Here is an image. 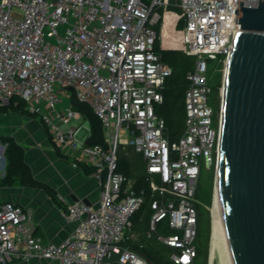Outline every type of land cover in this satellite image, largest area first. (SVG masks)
<instances>
[{
    "label": "built area",
    "instance_id": "built-area-1",
    "mask_svg": "<svg viewBox=\"0 0 264 264\" xmlns=\"http://www.w3.org/2000/svg\"><path fill=\"white\" fill-rule=\"evenodd\" d=\"M167 2L0 0V107L16 97L24 100L60 149L80 152L101 188L97 205L75 201L67 206L63 215L75 227L58 243L36 233L29 207L0 203V264L32 258L59 264H154L130 245L137 233L132 216L146 196L116 171L120 149L129 146L143 155L152 193L146 236L172 248L174 264H195L201 164L218 163L222 132V110L217 115L211 104L209 60L227 63L240 31L238 2L257 6L258 0H177L195 68L187 75L185 126L176 140L156 113L173 73L156 49L158 8ZM69 87L101 119L108 149L88 143L90 126L82 138L84 127L70 126L84 114L72 103ZM161 223L168 232H160ZM138 242L143 247L141 238Z\"/></svg>",
    "mask_w": 264,
    "mask_h": 264
},
{
    "label": "water",
    "instance_id": "water-1",
    "mask_svg": "<svg viewBox=\"0 0 264 264\" xmlns=\"http://www.w3.org/2000/svg\"><path fill=\"white\" fill-rule=\"evenodd\" d=\"M236 14L240 31L226 63L222 89L216 181L220 229L227 264H264V0H258L257 6L238 2ZM69 90L72 103L90 123L88 143L108 149L101 119L77 97L74 87ZM6 162L3 155L1 170Z\"/></svg>",
    "mask_w": 264,
    "mask_h": 264
},
{
    "label": "crops",
    "instance_id": "crops-1",
    "mask_svg": "<svg viewBox=\"0 0 264 264\" xmlns=\"http://www.w3.org/2000/svg\"><path fill=\"white\" fill-rule=\"evenodd\" d=\"M83 127L78 135L80 138L87 133V127ZM6 138L15 140L23 147L24 160L31 168L34 178L50 186L56 198L44 186L17 183L0 186V203L13 201L29 207L36 233L45 241L60 242L75 227V223L68 221L63 215L67 206L75 201L95 206L100 201L101 188L93 170L89 169L91 166L81 160L79 151L60 149L41 118L30 112L0 110V146H4L0 154L4 156ZM5 170L6 167L1 170V177L6 175ZM10 264L59 263L32 258L28 261L13 260Z\"/></svg>",
    "mask_w": 264,
    "mask_h": 264
},
{
    "label": "trees",
    "instance_id": "trees-1",
    "mask_svg": "<svg viewBox=\"0 0 264 264\" xmlns=\"http://www.w3.org/2000/svg\"><path fill=\"white\" fill-rule=\"evenodd\" d=\"M158 10L161 18L157 25H155V28L160 38H158L156 49L161 52L164 61L171 65L173 73L167 80L164 89V102L158 106L157 112L166 121V133L169 138L171 140H176L183 133L185 126V93L188 88L187 75L195 68V60L193 61V56L187 54L186 44L183 39L185 24L184 12L177 3V0H168V2L161 5ZM222 63V58L209 60V80L214 95L212 98V105L217 115H219L221 111V105L219 100L217 102L215 93L219 91L221 81L219 74L217 75L216 67ZM210 65L214 67L211 71ZM8 109L29 112L26 108V102L18 97L14 98L9 105L0 107V110ZM5 142L7 144L5 149V156L7 159L6 175L4 177L0 175V186L14 185L17 183L41 185L56 198L55 192L50 186L34 178L31 168L24 160L23 147L11 138H6ZM89 169L93 170L92 167ZM116 171L131 178L133 180V187L137 192L145 193L146 202L142 208L132 216L135 230L142 231L143 228L148 227L149 219L146 221L144 215L145 213H149L150 215L149 202L152 198L150 185L147 180L146 162L143 155L136 152L131 146L120 149ZM208 194L209 196L211 194V184L208 186ZM198 210L199 221L197 240L204 234H206L208 238L210 222L209 212L205 209L204 205L198 204ZM130 245L135 249L142 250L138 243L135 244L131 242ZM168 248L171 253L173 249L170 247ZM146 256L154 264H161L153 261L147 254ZM199 256L200 247L198 249L197 258Z\"/></svg>",
    "mask_w": 264,
    "mask_h": 264
},
{
    "label": "rangeland",
    "instance_id": "rangeland-1",
    "mask_svg": "<svg viewBox=\"0 0 264 264\" xmlns=\"http://www.w3.org/2000/svg\"><path fill=\"white\" fill-rule=\"evenodd\" d=\"M48 31V29H46ZM46 39L54 42L53 37L46 36ZM192 60H195V57H192ZM218 67V68H217ZM216 72L217 75L219 74L220 77V88L217 93H215V98L222 107V89H223V82H224V75H225V69H226V62L223 61L222 64L217 65ZM214 67L210 65V71L213 70ZM214 95L211 96V104H212V98ZM68 103V100L65 99V104ZM158 106L156 105V113L158 114ZM216 112V111H215ZM85 126L88 127L90 125L87 117L85 115H82L81 117H76L71 120L70 126ZM1 143V142H0ZM3 154H0V158H2ZM6 171V170H5ZM0 172H2L0 170ZM216 181H217V163H214L208 168L204 161H202L201 164V175H200V181L198 186V192H197V198L199 199V204L204 205L205 209L209 212L210 222H209V234L208 238L206 237V234L202 235L197 241V247L199 249L200 247V256L196 260V264H210V251H211V239H212V218H213V206L215 201V194H216ZM211 184V194L209 196L208 194V186ZM149 213H145L144 217L145 220L148 221L149 219ZM164 223H161L159 225V230L161 233H166L168 230L163 227ZM148 227H145L142 229V231L137 230L136 232V239L133 241V243H138L141 238V241L143 242V247H141L142 253L145 255L147 254L153 261L159 262L161 264H174L170 259V251L169 248L166 247L164 244L159 242L155 237L148 238L145 234ZM142 233V235H141ZM141 235V236H140ZM213 264H221V260L219 257V254H217V257L215 258Z\"/></svg>",
    "mask_w": 264,
    "mask_h": 264
},
{
    "label": "bare ground",
    "instance_id": "bare-ground-1",
    "mask_svg": "<svg viewBox=\"0 0 264 264\" xmlns=\"http://www.w3.org/2000/svg\"><path fill=\"white\" fill-rule=\"evenodd\" d=\"M213 218H212V239H211V251H210V264H213L217 254H219L221 264L226 263V254L224 252V243L221 232V209L219 208V194L216 190L215 201L213 206Z\"/></svg>",
    "mask_w": 264,
    "mask_h": 264
}]
</instances>
